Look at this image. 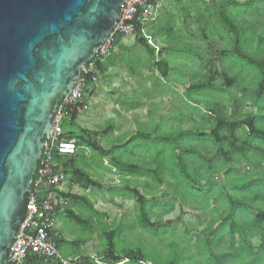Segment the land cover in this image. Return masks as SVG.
Returning a JSON list of instances; mask_svg holds the SVG:
<instances>
[{
  "label": "rangeland",
  "instance_id": "obj_1",
  "mask_svg": "<svg viewBox=\"0 0 264 264\" xmlns=\"http://www.w3.org/2000/svg\"><path fill=\"white\" fill-rule=\"evenodd\" d=\"M203 1L208 8L203 5ZM203 1L161 0V6L151 16L145 29L152 37L153 45L158 47V52L161 54L155 56L154 62L160 58L166 59L170 68L169 77L161 79L153 62L152 68L143 69L139 78L134 80L135 85L132 82L133 84L126 88L124 95L108 93L106 97H101L106 101L101 107L103 112L95 118L91 117L93 123L90 127L94 130L101 132L107 125L110 127L106 133L98 138L99 143L106 148H111V143L116 145L123 140H127L136 130H140L141 133L130 145L125 146L126 152L122 155L126 161L129 160L128 157L131 158L144 175L133 177L136 184L133 183V178L128 179L110 167H108V171L97 167L92 172L97 182H99V186L90 188L87 193L84 190H82L84 193L78 190V194H87L91 198V202L99 212V220L102 225L106 224L113 229L123 227L118 240L120 247L142 242L147 247H157L165 251L170 240H175L179 247H183L185 244L188 248L191 247L190 242H184L186 239L182 238V233L179 230L173 233L167 231L160 234V237H153L149 231L142 230L136 222L137 206L134 197L129 190L124 189V184L128 183L129 188L137 185L138 190L147 201V207L152 209L154 215L151 217L152 220L156 219L155 214L161 215L162 224L167 220H175L180 216L186 222H201L202 225L199 228H202L205 226L210 214L218 215L221 212V197L211 198L208 201V207L205 208L202 206V199L198 197L195 191H189L190 193L186 194L182 183L176 188L175 178L166 172L164 175L165 180L162 183L155 182L151 184V187H149L151 193L144 194L146 189L144 184L145 182H154L160 173L163 176V171L159 165L169 162L173 145H178L181 148H191L195 153L201 151V157L192 161L191 164H201L203 172L204 169L212 168L213 165L220 162L221 157H215L209 162L208 159L212 157L218 145L213 143L209 135L210 123H202L200 120L202 113L199 112L201 113L199 114L197 111H193L203 108L204 100L213 105L219 102L220 107H225L227 116L234 110V113H232L234 118H243L247 112L254 113L256 110L251 103L252 87L244 86L245 74H237L245 65L240 60L232 64L230 62L231 57H224L221 54L222 50L230 47L227 42L230 33L222 25L217 11L218 5L223 2L225 6L228 5L225 7L227 12L237 14L238 19L241 16L245 18L247 22L245 25H248L247 33H250L252 28L249 27V24L252 23L256 30L255 36L261 35L264 38V0H253L257 10H245L242 7L233 8L226 0ZM248 1L237 0V4L247 3ZM191 2L194 3L191 4ZM170 26L173 32L168 36L166 32ZM124 37L126 39H122L121 45L139 48L141 50L140 58H143L141 63H146L149 56L143 47L137 43L135 36ZM256 42L257 38L253 37L251 43L255 45ZM149 45L152 47L151 44ZM169 46L176 49H169ZM113 47L114 50L118 48L115 45ZM251 50L252 48L249 47L247 52L250 53ZM214 71L217 73H214ZM223 71L228 72L230 77H232L231 73H235L236 80L239 79V81L233 86H225L221 76ZM209 72L213 73L215 85H222L224 91L220 90L221 92H218L207 88L195 91L188 89L189 86L206 81ZM123 83L125 86L126 82L123 81ZM243 87L247 88L244 92ZM116 88L119 92H124L122 85L119 84ZM133 90L138 91V93ZM90 96L91 93L88 89L84 99L88 100ZM120 97L125 98V101L118 102ZM235 102H237L236 107ZM116 110H118V113H116ZM90 111L91 109H87L79 117L78 124H82V120H85ZM65 120L66 123L64 122L62 125L64 130L79 132L77 125H69L67 123L68 119ZM196 128H198L197 131ZM198 132H202L205 135L204 138L198 137ZM237 134L242 136L243 139H247V134H242L241 130ZM222 146L227 147L226 144ZM82 152L87 154L85 155L87 163H90L93 157L97 158V155L90 152L86 147L82 149ZM113 153L118 155V151L115 149ZM99 161L100 159L97 158L98 163ZM101 164L108 166L107 158L102 160ZM215 168H217L216 171L211 169L210 173H204L202 180L193 184V186L200 189L202 193H206L208 186L217 183L218 191L224 195L222 186L226 190H231L233 185L227 183L225 177L255 172L257 175L250 179H262L264 181V162L259 166H252L242 159L238 160L237 156H232L231 162L225 167L220 168V166H217ZM228 168L231 169V173L227 176L225 169ZM149 170L151 172H148ZM190 170L199 173L196 166H191ZM181 195L186 197V203H181ZM166 202L173 204V209L169 205L166 207L158 205V203L164 204ZM69 208L77 210L80 208V203L76 205L70 202ZM83 208H85V205ZM251 212H255V209H251ZM82 213L89 219V215L85 211ZM66 217L61 220L60 229L63 240L58 247L59 253L73 263L76 262L73 260L76 254L79 253L80 258H78L76 264H83L82 259L86 256L97 259V253L101 252L103 242L102 230L98 226L96 217L91 216V220L87 221L90 228L86 225H78L70 220L67 214ZM84 220L86 221L85 217ZM194 234L192 232L190 236L193 237ZM85 237H88L86 242L73 245L76 239H86ZM251 242L254 245L259 244L257 239H252ZM49 264H55V261L52 260ZM96 264L103 263L97 260Z\"/></svg>",
  "mask_w": 264,
  "mask_h": 264
},
{
  "label": "trees",
  "instance_id": "obj_2",
  "mask_svg": "<svg viewBox=\"0 0 264 264\" xmlns=\"http://www.w3.org/2000/svg\"><path fill=\"white\" fill-rule=\"evenodd\" d=\"M200 1L202 2L203 0ZM226 1L233 8L242 7L245 10H257V6L253 0H249L243 4H237V0ZM202 3L208 8L204 1ZM227 6L223 2H220L217 11L222 25L230 33V37L227 39L230 47L222 50L221 54L224 57H231L230 62L232 64L240 60L245 65L237 74H245L246 80H243L244 86L252 87L251 103L256 110L254 113L247 112L243 118H234L232 115L234 110L227 116L225 107H220L218 105L219 102L213 105L209 101L204 100V107L200 110L195 108L196 110L193 111L202 113H199L201 114L200 120L202 123H210L209 135L213 143L218 145L212 157L208 159L210 160L209 162L215 157H221L220 162L213 165L212 168L204 169L203 172L201 164H191L192 161L201 157V151L195 153L191 148H181L178 145H173L169 162L159 165L163 171V176L160 173L154 182H145L144 184L146 188L144 194L151 193L149 190L151 184L155 182L162 183L165 180L164 175L166 172L175 178L176 188L182 183L186 194L190 193L189 191H195L198 197L202 199V206L205 208L208 207V201L211 198L217 199L221 197V212L218 215L210 214L205 226L202 228H199L202 225L201 222H186L180 216L175 220H167L162 224L160 214H155L156 219L152 220V209L147 207V201L138 190L137 185L129 188L127 186L128 183H125L124 189L129 190L134 197L137 206L136 222L142 230L149 231L153 237H160V234H164L167 231L173 233L179 230L182 233V238L186 239L184 242H190L191 247L188 248L186 244L183 247H179L175 240H170L167 243L165 251L157 247H147L142 242L137 244L131 243L132 245L127 247L126 245L120 247L118 240L123 227L113 229L106 224L102 225L99 220L100 215L88 197L70 196L71 202L76 205L80 203V208L72 210L67 206L65 212L68 218L78 225H86L90 228V224L87 221L91 220V216H95L98 226L102 230L103 245L101 252L97 253V259L90 258L89 256L83 257V264H96L97 260L103 264H264V181L262 179H250L257 175V173L246 172L239 176H228L231 173V169H225V174L228 176L227 178L225 177V180L227 183L233 185L231 190H226L222 186L224 195L218 191L217 183L213 184V186H208L206 193H202L200 189L193 186V184L199 183L202 180L204 173H210L211 169L212 171H216L217 168L215 167L217 166H220V168L225 167V165L231 162L232 156H237L238 160L242 159L252 166H259L264 162V38L261 35L255 36L256 30L252 23L249 24V27L252 29L250 33H247L246 29L248 25H245L247 23L245 18L241 16L238 19L236 17L237 14L227 12L225 8ZM136 25L135 38L137 39V43L145 49L149 56L146 65L152 68L154 64L160 74V78H168L170 74L168 61L160 58L154 62L155 56L161 54L159 52L155 54L154 48L148 44L144 37L139 36L141 24L136 22ZM172 32L173 29L170 26L166 33L169 36ZM123 37L122 34H116L113 45L122 47L121 41ZM253 37L257 38L255 45L251 43ZM249 47L252 48L250 53L247 52ZM169 49L175 50L176 48L169 46ZM103 66L102 62H98L97 71L100 72ZM214 73L217 72L214 71ZM231 75L232 77L225 71L221 73L225 86H233L239 81V79L236 80L237 76L235 73H231ZM88 80L90 87L92 85L90 76ZM205 88L218 92H221L220 90L224 91L222 85H215L213 73L211 74L210 72L207 75L206 81L188 87L192 91ZM246 89V87H243V92ZM236 105L237 102H235V107ZM65 119H68L67 123L69 125H77L79 132L66 131L63 128L62 137L64 139H75L79 149L73 155H57L56 161L61 163V167L69 176L68 180L72 184L78 185L83 190L89 186L96 185V180L91 174V166L86 163L82 152L83 148L81 147H86L93 154L97 155L98 159H100L99 166L101 167H107V169L110 167L117 171L118 174L126 177L127 175L131 178L144 176L139 166L131 158L128 157L129 160L126 161L125 157L122 156L126 152L125 146L130 145L134 139L139 137V134H141L140 130H136L120 146H116L110 142L111 148L105 149L99 143L98 138L106 133L107 129H110L109 125L101 132L87 131L76 122L77 116L74 113L69 112ZM64 122L66 123V120ZM197 130L198 128H196ZM239 130H241L242 134H247V139H243L242 136L237 134ZM204 136L202 132H198V137L204 138ZM224 144L227 147L224 148L222 146ZM114 149L118 151V155L113 153ZM105 158L108 160V166L101 164ZM191 166H196L199 173L197 174L190 170ZM148 172L151 171L149 170ZM134 178L133 183L135 182ZM181 198V203H186V197L181 195ZM83 204L85 208H83ZM158 205L162 207L169 205L171 209L174 207L169 202L164 204L158 203ZM203 207L201 208L203 209ZM251 209H255V212H251ZM83 211L89 215V219L82 213ZM192 232L195 233L193 237L190 236ZM252 239L259 240V244L254 245L251 242ZM62 240L60 235L56 237L57 248ZM81 241V239H76L73 244L78 245ZM50 261L52 260L39 257L35 254H28L23 264H49Z\"/></svg>",
  "mask_w": 264,
  "mask_h": 264
},
{
  "label": "water",
  "instance_id": "obj_3",
  "mask_svg": "<svg viewBox=\"0 0 264 264\" xmlns=\"http://www.w3.org/2000/svg\"><path fill=\"white\" fill-rule=\"evenodd\" d=\"M124 1L0 0V264L24 218L52 118Z\"/></svg>",
  "mask_w": 264,
  "mask_h": 264
},
{
  "label": "built area",
  "instance_id": "obj_4",
  "mask_svg": "<svg viewBox=\"0 0 264 264\" xmlns=\"http://www.w3.org/2000/svg\"><path fill=\"white\" fill-rule=\"evenodd\" d=\"M161 6V0H125L118 12V22L106 36L101 46L95 50L93 57L80 70L73 87L58 107L57 114L52 118L48 136L44 139L42 157L37 176L31 181L33 192L26 196L24 218L16 229L15 241L7 250V264H23L28 254L50 259L57 264H71L59 253L56 245L59 221L57 214L66 207V199L61 196L60 184L65 179V173L57 169L56 156L73 155L79 147L75 139H64L63 122L69 112L77 117L88 109L84 95L89 89V76L92 84L99 80L98 62H103L114 52L116 34L135 36L136 22L141 24L139 36L146 39L155 49L152 37L146 32L145 26L153 14ZM85 148V147H81ZM151 264V263H147Z\"/></svg>",
  "mask_w": 264,
  "mask_h": 264
},
{
  "label": "crops",
  "instance_id": "obj_5",
  "mask_svg": "<svg viewBox=\"0 0 264 264\" xmlns=\"http://www.w3.org/2000/svg\"><path fill=\"white\" fill-rule=\"evenodd\" d=\"M125 39L126 38L123 37V40H125ZM140 51L141 50L139 48H130L129 46L123 45L122 47H118L116 50H114L113 54L109 58L105 59L102 62L104 64V66H103L102 70L99 72L98 82H96L95 84H92L89 87L91 96L88 98V100H85V101H86V104L88 106V110L91 109V111L88 114V116L85 118V120H82V124H79V126L82 125L81 128H83L87 131H97L96 129L94 130L93 128H91L90 125H92V123H93V121L91 119L93 117L95 118V117L99 116V114L103 112L101 107H103V103L106 101H104L101 97H103V98L106 97V94H108V93H120L121 95H124L125 91L127 90L126 88L129 87L130 84L132 85L134 83V80L139 78L141 71L143 69L148 68V65H146L147 62L141 63V60L143 58L142 59L140 58V54H141ZM144 51H145V49H144ZM123 81L126 82L125 86H124ZM119 84L123 86L122 89L124 90V92H122V93L118 91V88H116V87H118ZM134 85H135V83H134ZM122 89H121V91H123ZM134 92L138 93V91H134ZM118 100H119L118 102H120L122 100H123L122 102H124L125 98L120 97V99H118ZM93 113H94V115H93ZM116 113H118V110H116ZM78 120H79V117H77V119H76L77 123H78ZM123 142H124V140L122 142L116 144V146H120ZM102 146L104 147V145H102ZM104 148L109 149L106 147H104ZM83 155L85 157V155H87V154L83 153ZM62 158H64V157H62ZM97 158L95 159L93 157L91 159L90 163L86 162L87 164H89L91 166V170L93 171L94 168L97 169V167H98V169L101 168L104 171H108L107 167L105 168V167L99 166V163L97 162ZM86 160L87 159L85 157V161ZM103 160H105V159H103ZM56 164H57V169H61V171H63L65 173V176H66L64 181L60 184V191H59L61 196L67 200L66 201L67 202L66 207L67 206L69 207V205H70V202H71L70 196H86L91 200V198L87 194H78V190L82 191L83 189L78 187V185L72 184L71 181L68 180L69 176L66 174L65 170L61 167V163L56 161ZM91 174H92V177H94V173L91 172ZM126 178H131V177L129 175H127ZM94 179H95V177H94ZM95 180H96V185L89 186L87 189L84 190V192L87 193L90 191V188H97V186H99V182H97V179H95ZM66 207L64 208V211L61 210L57 214V218L59 221L58 235H60V237L62 239H63V234L61 233L60 227L62 225L61 220L66 217V212H65ZM72 207H73V205H72ZM95 210H97V209L95 208ZM97 212H98V210H97ZM85 238L86 239L80 238L82 240L81 242H86L88 237H85ZM78 258H80L79 253L76 254V256L73 260L76 262H74L73 264L78 263Z\"/></svg>",
  "mask_w": 264,
  "mask_h": 264
}]
</instances>
